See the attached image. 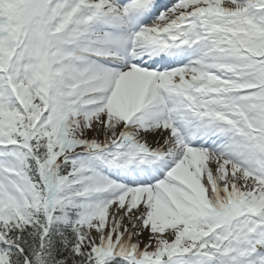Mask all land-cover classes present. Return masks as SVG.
I'll return each mask as SVG.
<instances>
[{
    "label": "snow or ice",
    "instance_id": "obj_1",
    "mask_svg": "<svg viewBox=\"0 0 264 264\" xmlns=\"http://www.w3.org/2000/svg\"><path fill=\"white\" fill-rule=\"evenodd\" d=\"M0 264H264V0H0Z\"/></svg>",
    "mask_w": 264,
    "mask_h": 264
}]
</instances>
